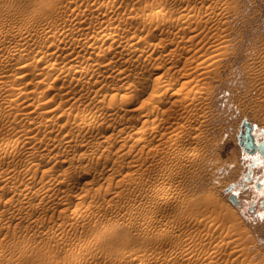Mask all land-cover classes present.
Wrapping results in <instances>:
<instances>
[{
	"label": "rangeland",
	"instance_id": "obj_1",
	"mask_svg": "<svg viewBox=\"0 0 264 264\" xmlns=\"http://www.w3.org/2000/svg\"><path fill=\"white\" fill-rule=\"evenodd\" d=\"M229 2L226 21L217 24L207 12L216 0H0V79L7 88H0V147L5 141L19 142L17 149L9 147L6 156L0 155L5 157L0 160V170L14 174L8 184L0 182V192H5L0 200V264H119L112 259L124 249L127 253L137 249L140 255L121 264H264V164L252 165L254 154L244 150L241 136L244 120L254 124L257 133L264 129V0ZM182 9L192 10L199 18L180 24ZM77 17L79 22L69 21ZM65 18L66 39L88 41V49L84 56H77L75 39L68 51L57 41L45 58L47 43L42 34L61 27ZM22 28L29 30L25 37L18 34ZM104 28H108L105 36L91 40ZM175 35L187 42L189 53L182 43L178 47L172 40ZM188 35L193 36L191 41H187ZM130 39L137 49L120 55ZM215 48L218 57L193 55L195 50L211 52ZM20 63L26 65L23 71L18 68ZM216 67L218 74L213 70ZM123 68L131 72L129 78L120 74ZM60 69L66 73L57 75ZM25 85L42 90L38 93L45 99L38 109L25 110L14 104L18 90ZM103 92L115 98H107L99 106L97 94ZM146 96L149 100L143 101ZM74 98L83 102L73 104ZM174 99L183 100L185 106L172 105ZM129 101L138 108L133 118L112 111L116 106L126 108ZM44 104L66 106L65 113L72 118L66 122L70 132L59 125L62 121L42 114ZM102 108L104 120L94 129L88 127L84 137L78 135L80 116L92 120ZM74 114L79 116L73 119ZM140 115L146 123L138 121ZM39 121L51 122L48 126L56 129L35 133ZM54 122L65 133L67 130V139L70 133L78 135L76 140L71 138L72 146H66L71 164H66L64 178L61 175L57 180L54 176L60 168L53 167V159H49L55 154L49 153L64 148L49 142L65 133ZM118 127L124 130L120 132ZM135 128L138 133L134 134ZM32 135L41 139L36 141ZM49 136L52 141H46ZM262 138L258 134L257 139ZM79 148L86 153L82 155ZM26 149L43 156L29 154L36 160L39 156L41 165L37 176L28 181L32 192L25 195L20 189L27 186L26 181L16 176L18 168L11 170L28 158L23 153ZM177 149L184 158L173 156ZM190 149L194 152L187 155ZM44 177L47 183L42 185ZM170 179L178 187V200L164 204L170 191L146 194ZM38 184L42 187L37 188ZM37 189L38 193L44 191L38 195L33 192ZM233 193L238 205L230 198ZM144 194L147 201L142 199ZM157 210L166 216L157 217L147 228L149 216ZM175 222L180 229L171 238L153 235ZM186 237L203 242L190 248L194 259L182 260L178 258L181 254L176 256L178 262L166 258L175 242Z\"/></svg>",
	"mask_w": 264,
	"mask_h": 264
},
{
	"label": "bare ground",
	"instance_id": "obj_2",
	"mask_svg": "<svg viewBox=\"0 0 264 264\" xmlns=\"http://www.w3.org/2000/svg\"><path fill=\"white\" fill-rule=\"evenodd\" d=\"M230 7H231V3L229 2V0H216V3L214 4V5H212V4H210L209 6H208V8H207V12L210 14V18L215 22V23H217V24H223L225 21H226V18H227V14H226V12H227V10H229L230 9ZM80 18V17H79ZM199 17H198V15L196 14V13H194L192 10H187V9H182L181 11H179V14H178V21H180V24H191V22H192V20H194V19H198ZM50 21H53V20H49V22ZM69 21H71V22H79V19H78V17L77 18H69ZM81 21V20H80ZM55 23V22H54ZM52 24H53V22H52ZM51 24V25H52ZM49 25V24H48ZM47 25V26H48ZM66 25H67V22H66V18L63 20V25L61 26V27H56V29L53 31V32H51L52 31V28H49V29H46V31H44V33L42 34L43 36H42V38H44L45 39V41H46V43H47V50H45V51H43V56L45 57V58H49L50 57V55L52 54V52H49V49H50V47H53V46H55L56 45V43H57V41H59V46L61 45V49L62 50H65V51H68L69 50V48H71L72 46L71 45H73L72 44V41L75 39H73V40H69V39H66ZM53 26V25H52ZM47 28V27H46ZM12 31V30H11ZM17 31H18V29H17ZM16 31V32H17ZM28 29H25V28H22V29H20V31L18 32V34L20 35V36H22V37H25L27 34H28ZM107 31H108V28H104V29H102V30H100V31H98L97 32V34L96 35H94V37H92V39L91 40H95V39H98L100 36L102 37V36H105L106 34H107ZM51 32V33H50ZM15 33V32H14ZM13 33V34H14ZM16 35H17V33H15ZM14 34V35H15ZM133 35V34H132ZM128 36H131V35H128ZM133 37V36H132ZM130 38V37H129ZM188 40L187 41H191V39L193 38V36H191V35H188ZM72 39V38H71ZM221 38H220V36H218V38H217V41H219V43H221L222 41L220 40ZM76 40V39H75ZM108 40H109V38H108ZM172 40H174V41H176L177 43L176 44H178V47H181V43L183 44V48H184V50H185V52H190L191 51V49H189V47H188V45H187V42L186 41H184V40H182V41H179V40H177L176 39V35L172 38ZM130 42H126L124 45H123V47H121V50L118 52L120 55H121V53H127L128 54V52H130V51H132L133 52V50L135 49H137V45L133 42V39H130L129 40ZM76 42V44H77V46L76 47H74L73 48V51L77 54V56H84V54L86 53V51H87V49H88V44L90 43V42H88V41H84V42H81L80 40H76L75 41ZM75 42H73V43H75ZM114 44V43H113ZM116 46V45H115ZM120 46V45H119ZM122 46V45H121ZM26 46L25 45H22V48H25ZM117 47V46H116ZM120 48V47H119ZM155 47L153 46V47H150V50H149V48H148V50L150 51V53L152 52V50L154 49ZM113 50V49H112ZM218 50V48H215L213 51H211V52H206V51H204V50H202V49H199V50H195L194 51V53H193V55L195 56V57H200V58H203V57H210V56H213V57H218L219 55H220V53H217L216 51ZM114 51H117V49L115 50V48H114ZM145 51H147L146 49H142V52H145ZM121 52V53H120ZM131 52V53H132ZM135 52V51H134ZM116 53V52H115ZM141 53V52H140ZM146 53V52H145ZM142 54V53H141ZM149 54V53H148ZM123 55V54H122ZM126 55V54H125ZM102 58H103V55L101 54L100 55ZM127 56V55H126ZM125 56V57H126ZM125 57H124V59H125ZM217 61V58H214L213 59V63L214 62H216ZM26 65L25 64H23V63H20V65H19V70L20 71H23L24 69V67H25ZM104 68H107L106 66L104 67ZM123 70H127V69H125V68H123L122 70L120 69V74L123 76V78H129L130 76H131V72H129L128 71V73L126 72V71H123ZM214 71H215V73L216 74H218V72L220 73V70H219V67H216V68H214L213 69ZM207 72V71H206ZM205 72V73H206ZM63 73H66V69H64V70H59L58 72H57V75H61V74H63ZM183 75V74H182ZM178 76H180V75H178ZM177 76V77H178ZM20 77L22 78V79H25L26 78V75H20ZM48 85H51V84H48ZM0 88H2V89H4V91H5V88H6V84H5V82L2 80V79H0ZM9 89V88H8ZM6 90H7V88H6ZM3 91V90H2ZM1 91V92H2ZM39 91H42V90H38V89H33V88H30V87H28V86H24V87H21L19 90H18V95H17V97H15L14 98V101H15V105H17L18 107L19 106H21V105H23L22 107H24L23 109H25L26 110V107L27 108H32V106H33V108L34 107H37L40 103H43L44 101V99H45V97L43 96H41V94H39L38 92ZM178 91H180V90H178ZM178 91H175L174 92V94H176V93H178ZM15 92H17V91H15ZM3 93V92H2ZM100 93V92H99ZM144 93V92H143ZM96 95V94H95ZM144 95V94H143ZM199 95H201V94H199ZM97 96H99L98 97V101H97V103L99 104V106L101 105V106H103L102 104H104L103 102H104V100L106 101V99L107 98H110V99H114L115 98V96L113 95V94H111V93H108V92H103V93H101V94H97ZM142 96V95H141ZM145 96V95H144ZM143 97V96H142ZM32 98H33V100H32ZM96 98V97H95ZM145 98L146 99H148L147 98V96L146 97H144V99H142L143 101H145ZM97 99V98H96ZM149 100V99H148ZM42 101V102H41ZM72 101H74L73 102V104H77V103H82L83 102V100L82 99H75L74 98V100H72ZM143 101H142V103H141V101H139L141 104H143ZM135 102V101H134ZM147 102V101H146ZM146 102H144V103H146ZM130 101L129 102H127V104H126V108H120L119 109V107L118 106H116V107H113L112 108V111H122L123 112V114L124 115H128L129 117V119L130 118H133L134 117V111L136 110V109H138L137 107H134V105H130L131 103H133V101L130 103ZM12 104V103H11ZM72 104V103H71ZM140 104V105H141ZM13 105V104H12ZM40 105H42V104H40ZM45 105V104H44ZM139 105V106H140ZM172 105H178L179 107H183V106H185V102L183 101V100H178V99H174L173 101H172ZM98 106V105H97ZM136 106H138V104L136 105ZM22 107H21V109H22ZM40 107V106H39ZM42 107V106H41ZM40 107V108H41ZM45 109L43 110V115L45 116V117H47L48 119H54V121H56V120H58V121H62V123L60 124L59 123V125L60 126H63V127H66L67 125H66V122H70V120H72V118H71V115L70 114H68V115H66V106L65 107H58V106H56V107H54V106H52V105H45ZM32 108V109H33ZM36 109V108H35ZM34 109V110H35ZM37 109H38V107H37ZM36 109V110H37ZM60 109H62L64 112H62V113H60ZM28 110V109H27ZM42 110H40V112L42 111ZM102 111H101V113H100V115H98L96 118H94V119H92V120H89L88 119V117L87 116H85V115H81L80 116V119H81V122L80 123H82V126H79L78 127V135H82V137H84V132L87 130V128L89 127H91V129H92V127H93V129H94V126H97V122L99 121V122H102L103 120H104V118H105V113H104V111H103V108L101 109ZM29 111H31V110H29ZM33 111V110H32ZM37 111H39V110H37ZM37 111H34V114H36L35 112H37ZM28 113V112H27ZM27 113H26V116H27ZM38 113V112H37ZM40 114V113H39ZM32 115V114H31ZM143 115V114H142ZM29 116V115H28ZM77 116H79V114H74V116H73V119H76L77 118ZM30 117V116H29ZM41 117H43V116H41ZM31 118V117H30ZM137 118V117H136ZM44 119V118H43ZM42 119V120H43ZM138 121L142 124V123H146V121H147V119L145 118V116H139L138 118ZM31 120H32V118H31ZM34 120V119H33ZM33 120L31 121V122H33ZM46 120V119H45ZM102 120V121H101ZM132 121V120H131ZM129 122V123H132V122ZM135 121V120H134ZM133 121V122H134ZM30 122V123H31ZM35 122V121H34ZM33 122V123H34ZM50 122V121H49ZM57 122V121H56ZM72 122V121H71ZM79 122H78V125H80L79 124ZM36 123V122H35ZM39 123H41V121H39ZM48 123V122H47ZM46 122H44L43 121V123H41L40 124V126H37L38 127V131H36L35 133H37V132H42V130H45L46 128L48 129V125H50L51 124V122H50V124H47ZM55 123V122H54ZM73 123V122H72ZM72 123H71V129H72ZM37 124V123H36ZM53 124V123H52ZM63 124V125H62ZM98 124H100V123H98ZM136 124V123H135ZM137 124H139L138 122H137ZM141 124L140 125H138V126H141ZM37 125H39V124H37ZM54 126H56V123L55 124H53ZM58 125V124H57ZM59 125H58V127H59ZM69 125V124H68ZM131 126H132V124H130ZM253 125V131H254V133L256 134V136H258V134L259 133H257L256 132V130H255V126H254V124H252ZM34 126V125H33ZM52 126V125H51ZM50 126V127H51ZM74 126V125H73ZM134 126V125H133ZM143 126V125H142ZM36 127V128H37ZM49 127V128H50ZM57 127V126H56ZM58 127H57V129H58ZM77 127V126H76ZM75 127V128H76ZM35 128V127H34ZM34 128H32L33 129V131H34ZM55 127H51L50 129H54ZM67 128V127H66ZM119 128V130H120V132H122L123 130H124V127H118ZM128 128H132V127H128ZM30 128H28L27 130H29ZM50 129H48V130H50ZM56 129V128H55ZM59 129H60V127H59ZM115 129H117V127L115 128ZM139 129H140V127H139ZM60 130H64V128L63 129H60ZM59 130V131H60ZM67 130H68V128H67ZM67 130H66V133H65V135H64V137L63 138H58V139H56V140H54L53 142H49V144L51 145H53L54 147H56V146H58L59 145V148H60V145H62V147L64 148V151H62V152H56V153H49L50 155L52 154H55L53 157L52 156H50V159H49V155H48V153H47V156H48V159L49 160H52L53 161V163H52V165H53V167H55L56 165H58V168H60L59 170H58V174L56 175V176H54V175H52V176H54V179L55 180H57L56 178L58 177V176H61V175H63L62 176V178H64V175H66V167L67 166H69V164L68 165H66L69 161L66 159V155L68 156V151H67V154H66V146H68V145H70V144H72V139L71 138H73V139H75L76 140V137L78 136V135H75V134H72V133H70V138L68 137V139L66 138L69 134H68V132H67ZM74 129H72L71 131H73ZM119 130H118V132H119ZM134 130V129H133ZM135 130L136 131H133L134 132V134H135V132H137L138 130L135 128ZM25 131V130H24ZM30 131V130H29ZM53 130H51V132H52ZM54 131H56V130H54ZM53 131V132H54ZM69 131V130H68ZM75 131V132H76ZM32 132V131H31ZM47 132V131H46ZM58 132V131H57ZM70 132V131H69ZM79 132H80V134H79ZM27 133H28V131H27ZM35 133H33V134H35ZM59 133V132H58ZM138 133V132H137ZM23 134H26V133H23ZM40 134V133H39ZM47 134H49V133H44V135H46L47 136ZM57 134V133H56ZM55 134V135H56ZM66 134H68L67 136H66ZM71 134L73 135V137L71 136ZM29 135V134H28ZM35 135H37V134H35ZM41 135V134H40ZM60 135L61 136H63L62 135V133L60 132ZM24 136V135H23ZM23 136H22V138H23ZM27 136V135H26ZM26 136L24 137V138H26ZM34 135H32V139H34V140H36L37 141V139L38 138H40L39 136H34ZM46 136H45V138H46ZM52 136V135H51ZM51 136H49V139H46V141L47 140H50V137ZM44 137V136H43ZM42 137V139L44 140L45 138H43ZM58 137V136H57ZM81 137V138H82ZM22 139V140H25V139ZM29 138V137H28ZM27 138V139H28ZM31 139V138H30ZM30 139H28L29 140V142H30ZM31 139V140H32ZM41 139V138H40ZM54 139H55V137H54ZM67 139V140H66ZM7 141H8V139H6ZM79 140V139H78ZM77 140V141H78ZM3 141V140H2ZM1 141V142H2ZM10 141V140H9ZM9 141L7 142V144H6V141H5V144L3 145V146H1L0 147V155H5L6 153H7V151H8V148L10 147V149L11 148H16L17 147V145L19 144V142L17 143L16 142V144L15 143H10L9 144ZM15 140H13V142H14ZM33 141V140H32ZM38 141H39V139H38ZM50 141H52V139L50 140ZM77 141H75V142H77ZM4 142V141H3ZM2 142V143H3ZM23 142H25V141H22V145L24 144ZM26 142H27V140H26ZM34 143H36V142H34ZM34 143H31L32 145L34 144ZM38 143V142H37ZM41 143V142H40ZM39 143V144H40ZM44 143V142H43ZM87 143H90V142H87ZM86 143V144H87ZM92 143V142H91ZM42 144V143H41ZM47 144V143H46ZM73 144H74V141H73ZM72 144V145H73ZM81 144H83V143H81ZM94 144H96L95 142H94ZM97 144H99V143H97ZM2 145V144H1ZM27 145L29 146L30 144H28L27 143ZM26 145V146H27ZM31 145V146H32ZM38 145V144H37ZM72 145H70V146H72ZM84 145H85V143H84ZM20 146V145H19ZM25 146V145H24ZM23 146V147H24ZM29 147V148H32V147ZM41 146V145H40ZM45 146H47V149H48V145H45ZM82 146V145H81ZM80 146V147H81ZM88 146H90L91 147V144H88ZM93 146V145H92ZM96 146V145H95ZM94 146V147H95ZM99 146H100V144H99ZM23 147H22V149H23ZM33 147H35V144H34V146ZM44 147V146H43ZM52 147V146H51ZM78 147H79V145H78ZM85 147V146H84ZM89 147V148H90ZM19 148V147H18ZM72 148V147H71ZM97 148V147H96ZM99 148V147H98ZM17 149V148H16ZM20 149V148H19ZM21 149V150H22ZM33 149V148H32ZM46 149V150H47ZM52 149V148H51ZM56 149V148H55ZM69 149H70V147H69ZM68 149V150H69ZM80 149L81 148H79V152L82 154V152L80 151ZM94 149V148H93ZM92 149V150H93ZM42 150V147H41V149H40V151ZM44 150V149H43ZM50 150V149H49ZM57 150V149H56ZM83 150H85L86 151V149H83ZM87 150H89V149H87ZM98 150V149H97ZM10 151V150H9ZM13 151V150H12ZM12 151H10V152H12ZM18 151V150H17ZM27 151V149L25 150V151H23V153L25 154L24 156H26V154H28L27 155V157L28 158H24V160H22V162L20 161V163H15V168L14 169H12L11 171L13 172V171H15L17 168H18V173H17V175L16 176H22L23 177V179L26 181V183H25V185H27L24 189H20L21 190V192H24V194L26 195V194H28L29 192H32L31 190L30 191H28V189H30L28 186V181H32V179H34L35 178V176H37V174H38V169H39V167H38V165H39V163H40V161H38V157L40 156V152H39V149L37 150V152H39L38 154L36 153V155H39L38 157H37V160H36V158H35V153H34V150L32 151L31 149H30V151H28V152H26ZM70 151H72V150H70ZM73 151H74V149H73ZM77 151V150H76ZM89 151H91V150H89ZM94 151H95V149H94ZM15 152V151H14ZM26 152V153H25ZM84 152V151H83ZM182 152V151H181ZM194 152V150L193 149H190L188 152H187V155H190V154H192ZM20 153V152H19ZM43 154H44V152H42ZM41 153V154H42ZM78 153V152H77ZM80 153H78V154H80ZM86 152H84L83 154H85ZM17 154V153H16ZM16 154H13L14 156L13 157H15V155ZM29 154H32V155H35V156H30ZM70 154V153H69ZM73 154V153H72ZM76 154V153H75ZM80 154V155H81ZM82 154V155H83ZM173 156H175V157H177V156H179L180 158H184V155H182V154H180V150H173ZM9 155H11V153L9 154ZM8 155V156H9ZM74 155V154H73ZM77 155V154H76ZM75 155V156H76ZM81 155V156H82ZM6 156V155H5ZM17 156H19L18 154H17ZM21 156H23V154H21ZM41 156H43V155H41ZM40 156V157H41ZM80 156V157H81ZM45 157V156H44ZM70 157V156H69ZM74 157V156H73ZM72 157V158H73ZM77 157V156H76ZM1 158V157H0ZM2 158H5V157H3L2 156ZM2 158L0 159L1 161H2ZM19 158V157H18ZM22 158V157H21ZM72 158H71V161H73L72 160ZM75 158V157H74ZM15 159V158H14ZM13 159V160H14ZM41 158H39V160H40ZM3 160H5V159H3ZM19 160H21V159H19ZM47 160V159H46ZM252 160L254 161V164H256V165H261V164H264V160L262 159V158H260V157H258V155H254L253 156V158H252ZM0 161V162H1ZM18 160L16 159V162H17ZM44 161H45V159L43 158L42 160H41V163L43 162V165H44ZM45 163H46V161H45ZM48 163V162H47ZM50 163V162H49ZM70 163V162H69ZM71 164V163H70ZM41 165V164H40ZM39 165V166H40ZM47 165V164H46ZM51 166V165H50ZM60 166V167H59ZM57 167V166H56ZM55 167V168H56ZM175 167H177V165L175 166ZM51 167H49V169H50ZM52 170H53V168H52ZM57 170V169H56ZM10 172V171H9ZM7 173V172H4L3 170L1 171L0 170V182H2L4 185L5 184H8L10 181H11V179L12 178H14V174H12V173ZM45 174V173H44ZM46 175V174H45ZM44 175H42L41 176V178L43 177ZM50 176V175H49ZM52 176H51V178H52ZM46 177V176H45ZM44 177V178H45ZM62 178H61V180H62ZM37 179V178H36ZM36 179L34 180V181H36ZM47 179H49L50 180V178H47ZM59 179H60V177H59ZM41 180H44V179H41ZM61 180H59L60 182H61ZM45 181H47L46 180V178H45V180L43 181V183H42V185L44 184V183H47V182H45ZM263 181V182H262ZM42 182V181H41ZM53 182V181H52ZM55 182V181H54ZM261 182H262V186L264 187V178L261 180ZM32 182H30V185H32V184H35V183H32ZM53 184V183H52ZM56 184H57V182H56ZM62 184V183H61ZM61 184H59V185H61ZM45 185V184H44ZM48 185V184H47ZM46 185V186H47ZM50 185H51V183H50ZM49 185V186H50ZM54 185V184H53ZM53 185H51V186H53ZM37 186V188H40V186H39V184L38 185H36ZM39 186V187H38ZM48 186V187H49ZM30 187H33V186H30ZM42 187V186H41ZM45 187V186H44ZM57 187H59V186H57ZM35 188V187H34ZM46 188V187H45ZM53 188V187H52ZM177 185H176V183H174V181L172 180V179H170V180H167V181H163L161 184H159V186H157V187H154V188H151V189H149L147 192L148 193H146V194H151V193H153V194H156V193H160V192H162V191H170L171 193H170V195L168 196V197H166L165 199H164V204L165 205H170L173 201H176V200H178L180 197H178V195H179V191L177 190ZM7 189V188H6ZM6 189H5V191H6ZM46 190L48 191V190H51V189H47L46 188ZM53 190V189H52ZM54 190H56V188L54 189ZM7 191H8V189H7ZM6 191V192H7ZM34 191H36L37 193H38V189L37 190H33V192ZM42 191H44V190H42ZM42 191H40L39 193H38V195H40V193L42 192ZM3 192H4V190H3ZM2 192V193H3ZM35 192V193H36ZM50 192V191H49ZM48 192V193H49ZM51 192H53V191H51ZM1 193V192H0ZM2 193H1V196H0V200H1V198L3 197L2 196ZM8 193V192H7ZM6 193V194H7ZM4 194H5V192H4ZM3 194V195H4ZM152 194V195H153ZM5 196V195H4ZM12 197H14V196H12ZM150 198H151V196H150ZM149 198V199H150ZM7 199V198H6ZM6 199H4V200H6ZM11 199V198H10ZM144 201H147V196L144 194L143 195V198H142ZM13 200V199H12ZM16 200V199H15ZM14 200V201H15ZM7 201V200H6ZM9 201V200H8ZM14 201H13V205H14ZM18 202H24V201H21V200H19ZM17 202V203H18ZM4 203H8V207L10 206V205H12V204H10L9 202H4ZM4 203H2V204H4ZM16 203V202H15ZM16 203V206L18 205ZM10 204V205H9ZM26 204V203H25ZM32 204V203H31ZM27 205V204H26ZM25 205V206H26ZM33 205V204H32ZM31 205V206H32ZM35 206V205H34ZM5 207V206H4ZM7 207V206H6ZM11 207V206H10ZM15 207V206H14ZM22 207H24V206H22ZM28 207H30V206H28ZM16 208V207H15ZM20 208H21V205H20ZM19 207H18V210H21ZM17 209V208H16ZM21 213H22V211H21ZM159 216H166V214H164L162 211H156V212H153L150 216H149V219H148V223H147V228L154 222V220L157 218V217H159ZM179 215L177 214V215H175L174 217H178ZM179 229H180V225H179V223L178 222H175L174 223V225L172 226V227H167V228H164V229H160L161 231H158V232H156V233H153V235L154 236H156V237H162L163 239H169V238H171L174 234H176L177 233V231H179ZM154 230V229H153ZM233 242V241H232ZM176 243V245L174 246V247H172L171 248V252L169 251V252H167L165 255V257L166 258H168V259H171V260H176V258L181 254V256L180 257H178V258H180V259H187V260H192V258L194 259V257L192 256V251L190 250V248L192 247V246H197V245H202L203 244V242H198L194 237H186L184 240H182V242H175ZM234 243V242H233ZM172 246V245H171ZM159 252V251H158ZM158 252H155L154 254L156 255ZM179 254V255H178ZM140 255V252L139 251H137V249H135V250H132L131 252H129V253H127V250L126 249H124V250H122L120 253H119V255L118 256H116L114 259H112V262L113 263H119V264H121V263H128V262H130V261H132V260H135L138 256ZM161 256V255H160ZM177 256V257H176ZM163 258L162 256L160 257V259L161 258H163L164 260L166 259V258ZM177 258V259H178ZM180 261V260H179ZM149 262V261H148ZM147 261H140L138 264H152V263H148ZM175 262H178V260L177 261H175ZM82 263V262H81ZM76 264H80V262H76Z\"/></svg>",
	"mask_w": 264,
	"mask_h": 264
},
{
	"label": "water",
	"instance_id": "obj_3",
	"mask_svg": "<svg viewBox=\"0 0 264 264\" xmlns=\"http://www.w3.org/2000/svg\"><path fill=\"white\" fill-rule=\"evenodd\" d=\"M244 131L241 132V136L244 139L243 147L244 150L250 154L258 155V157L264 160V129L259 131V134L262 135V139L258 140L256 134L253 131V125L250 121L244 120L242 124ZM254 165V161L252 162ZM261 185V182H258V186ZM231 200L235 204H239L238 198L235 193L231 194Z\"/></svg>",
	"mask_w": 264,
	"mask_h": 264
},
{
	"label": "crops",
	"instance_id": "obj_4",
	"mask_svg": "<svg viewBox=\"0 0 264 264\" xmlns=\"http://www.w3.org/2000/svg\"><path fill=\"white\" fill-rule=\"evenodd\" d=\"M257 155V154H256Z\"/></svg>",
	"mask_w": 264,
	"mask_h": 264
}]
</instances>
